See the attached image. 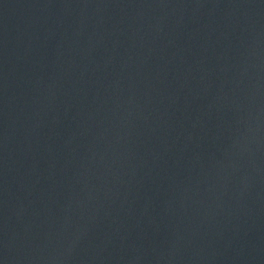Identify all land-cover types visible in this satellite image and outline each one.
<instances>
[{"label": "water", "instance_id": "water-1", "mask_svg": "<svg viewBox=\"0 0 264 264\" xmlns=\"http://www.w3.org/2000/svg\"><path fill=\"white\" fill-rule=\"evenodd\" d=\"M0 264H264V0H0Z\"/></svg>", "mask_w": 264, "mask_h": 264}]
</instances>
